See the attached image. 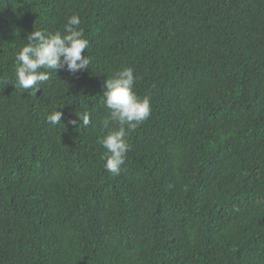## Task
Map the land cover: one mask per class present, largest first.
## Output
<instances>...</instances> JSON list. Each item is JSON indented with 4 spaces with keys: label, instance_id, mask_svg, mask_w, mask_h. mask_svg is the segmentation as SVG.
<instances>
[{
    "label": "trees",
    "instance_id": "16d2710c",
    "mask_svg": "<svg viewBox=\"0 0 264 264\" xmlns=\"http://www.w3.org/2000/svg\"><path fill=\"white\" fill-rule=\"evenodd\" d=\"M74 14L89 68L16 88L28 34ZM128 67L151 115L112 174ZM0 264H264V0H0Z\"/></svg>",
    "mask_w": 264,
    "mask_h": 264
},
{
    "label": "clouds",
    "instance_id": "9594fccd",
    "mask_svg": "<svg viewBox=\"0 0 264 264\" xmlns=\"http://www.w3.org/2000/svg\"><path fill=\"white\" fill-rule=\"evenodd\" d=\"M81 20L74 14L68 18L64 32L34 30L27 36V43L15 55V84L20 90H32L36 93L41 85L50 78V70L65 68L71 74L86 70L90 60L83 53L88 47V40L79 29ZM135 75L132 68H124L105 81L103 103L108 110V117L102 127L108 129L101 143L107 149L104 168L119 174L125 164L129 144L125 137L127 129H134L151 115V103L148 96L140 97L134 90ZM78 119H69L68 124L76 126L78 121L84 127L91 120L87 112L75 113ZM63 113L52 111L46 116L48 123L61 124ZM114 124L117 127H110Z\"/></svg>",
    "mask_w": 264,
    "mask_h": 264
}]
</instances>
